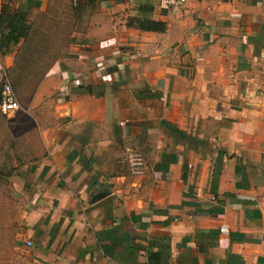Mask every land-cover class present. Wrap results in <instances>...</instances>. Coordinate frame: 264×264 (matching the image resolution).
I'll use <instances>...</instances> for the list:
<instances>
[{
  "label": "crops",
  "instance_id": "0c3cea01",
  "mask_svg": "<svg viewBox=\"0 0 264 264\" xmlns=\"http://www.w3.org/2000/svg\"><path fill=\"white\" fill-rule=\"evenodd\" d=\"M79 5L31 125L0 112L1 134L34 137L0 191V264H264V0Z\"/></svg>",
  "mask_w": 264,
  "mask_h": 264
},
{
  "label": "rangeland",
  "instance_id": "374dc122",
  "mask_svg": "<svg viewBox=\"0 0 264 264\" xmlns=\"http://www.w3.org/2000/svg\"><path fill=\"white\" fill-rule=\"evenodd\" d=\"M25 3L29 5L27 12L29 31L25 38L9 48H17L16 64L11 71L4 73L19 105L14 114H19L25 125L13 129L15 134L23 132L31 125L32 120L27 115L30 99L39 83L48 74L51 65L67 49L70 35L75 30L74 24L77 25L75 21L81 16L78 0H20L17 9ZM17 9L11 8L10 11ZM9 49L3 48L2 52ZM1 130L0 121V191H6L10 185L8 179L22 169L24 162L22 156H25L23 154L27 147L34 143H31L34 137L25 136L18 140L17 136H13L9 139L10 136L1 134ZM11 202L13 206L15 201L11 199Z\"/></svg>",
  "mask_w": 264,
  "mask_h": 264
},
{
  "label": "trees",
  "instance_id": "16d2710c",
  "mask_svg": "<svg viewBox=\"0 0 264 264\" xmlns=\"http://www.w3.org/2000/svg\"><path fill=\"white\" fill-rule=\"evenodd\" d=\"M80 0H78L79 2ZM88 2L90 0H87ZM28 4H23L16 11H10L4 7L0 12V51L3 48L9 49L15 46L19 40L26 37L29 31L27 22ZM154 7L151 4H146L141 7L142 12H151ZM128 26L150 33L162 34L166 31V24L152 20L129 19Z\"/></svg>",
  "mask_w": 264,
  "mask_h": 264
},
{
  "label": "built area",
  "instance_id": "2783aa9c",
  "mask_svg": "<svg viewBox=\"0 0 264 264\" xmlns=\"http://www.w3.org/2000/svg\"><path fill=\"white\" fill-rule=\"evenodd\" d=\"M189 0H157V7L162 11L173 12L182 9ZM19 108L16 96L12 87L3 77L0 85V112L4 116L15 113ZM131 167L134 174H139L142 167V161L139 156H133ZM220 233L226 235L228 233L227 226H221ZM30 246V244H28Z\"/></svg>",
  "mask_w": 264,
  "mask_h": 264
},
{
  "label": "water",
  "instance_id": "95a60500",
  "mask_svg": "<svg viewBox=\"0 0 264 264\" xmlns=\"http://www.w3.org/2000/svg\"><path fill=\"white\" fill-rule=\"evenodd\" d=\"M28 3H31V1H29Z\"/></svg>",
  "mask_w": 264,
  "mask_h": 264
}]
</instances>
